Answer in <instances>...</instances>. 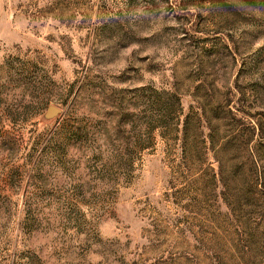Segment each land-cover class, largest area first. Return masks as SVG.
<instances>
[{"label": "rangeland", "instance_id": "rangeland-1", "mask_svg": "<svg viewBox=\"0 0 264 264\" xmlns=\"http://www.w3.org/2000/svg\"><path fill=\"white\" fill-rule=\"evenodd\" d=\"M0 264H264V0H0Z\"/></svg>", "mask_w": 264, "mask_h": 264}]
</instances>
